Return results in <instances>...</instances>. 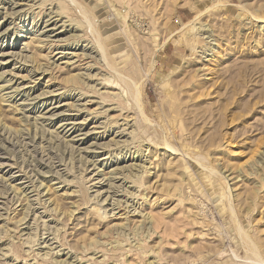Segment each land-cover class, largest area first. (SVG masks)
<instances>
[{
    "label": "rangeland",
    "instance_id": "obj_1",
    "mask_svg": "<svg viewBox=\"0 0 264 264\" xmlns=\"http://www.w3.org/2000/svg\"><path fill=\"white\" fill-rule=\"evenodd\" d=\"M44 1L0 0V264H264V0Z\"/></svg>",
    "mask_w": 264,
    "mask_h": 264
},
{
    "label": "bare ground",
    "instance_id": "obj_2",
    "mask_svg": "<svg viewBox=\"0 0 264 264\" xmlns=\"http://www.w3.org/2000/svg\"><path fill=\"white\" fill-rule=\"evenodd\" d=\"M48 1V0H47ZM47 1H44V2H47ZM77 1V0H76ZM42 2H43V0H42ZM51 2V1H50ZM48 3V2H47ZM55 3H57V2H55ZM54 3V4H55ZM62 3V2H61ZM58 5V4H57ZM69 5V4H68ZM35 6V5H34ZM59 6V5H58ZM61 6H63L62 4H61ZM84 9H85V6L83 7ZM87 8V7H86ZM63 10V9H62ZM86 11V10H85ZM60 12V11H59ZM85 14H87V13H85ZM57 15H58V13H57ZM69 15V14H68ZM63 17H66V16H63ZM87 17H88V15H87ZM62 19V18H61ZM60 19V20H61ZM59 20V21H60ZM87 21V20H86ZM54 22V21H53ZM88 22V21H87ZM77 23H79V22H77ZM92 22H90V24H91ZM80 25V24H79ZM85 25V24H84ZM83 24H82V26H84ZM78 26V25H77ZM87 26V25H86ZM86 26H84V27H86ZM87 28V27H86ZM199 28V27H198ZM85 29V28H84ZM91 29H92V26H91ZM209 29V28H208ZM83 30V29H82ZM203 31V30H202ZM205 31V30H204ZM82 32V31H81ZM206 32V31H205ZM208 32V31H207ZM206 32V33H207ZM18 33V32H17ZM1 34V33H0ZM20 36H22L21 35V32L17 35V37H20ZM76 36H78V35H76ZM80 36H78V38H79ZM75 38V37H74ZM85 38V37H84ZM87 38V37H86ZM167 38V37H166ZM90 39V38H89ZM40 40V39H39ZM76 40V39H75ZM95 41V40H94ZM76 43L78 44L79 42L78 41H76ZM29 44V43H28ZM27 44V45H28ZM47 44V43H46ZM51 44V43H50ZM104 45V44H103ZM105 46V45H104ZM26 47V46H25ZM101 47V46H100ZM108 47V46H107ZM80 48V47H79ZM3 49L4 48H1V50L3 51ZM104 50H106V48H104ZM8 51V50H7ZM15 54L16 55V53H14L13 51L12 52H10V51H8V52H2L1 53V55L2 56H5V55H7V54ZM103 53V52H102ZM19 55V54H18ZM33 56V55H32ZM76 56V55H75ZM108 56V55H107ZM106 56V57H107ZM104 57V56H103ZM80 59V58H79ZM27 61H31L30 59H27V58H25V60H24V66L23 67H21V69H25V66H26V62ZM101 61V60H100ZM112 61V60H111ZM1 63H3V62H1ZM48 63V62H47ZM4 64V63H3ZM58 64V63H57ZM43 65V66H42ZM44 65L45 64H37V66L35 67V68H33L34 66H32L31 67V69H28L29 71H31L32 69L34 70V71H37V70H39V69H42V71L45 73V71L47 70V68L46 69H44L43 67H44ZM93 66V65H92ZM125 69V68H124ZM27 70V69H26ZM118 71V70H117ZM120 71H123V70H120ZM125 71V70H124ZM124 71L123 72H121V73H124ZM127 72V71H126ZM134 72V71H133ZM120 73V74H121ZM132 73V72H131ZM50 74V73H49ZM127 74L129 75L130 73H128L127 72ZM105 75V74H104ZM1 76H3V74H1L0 75V77ZM16 76V75H15ZM72 76V75H71ZM73 76L74 77H78L77 79L79 80L78 81V83L79 82H81L82 81V83L83 82H85V80L88 78V75H86L85 73H83V72H79V73H76V74H73ZM121 76V75H120ZM36 77V76H35ZM130 77V76H129ZM29 78V77H28ZM69 78H70V76H69ZM122 78V77H121ZM131 78H133L132 76H131ZM30 79V78H29ZM28 79V80H29ZM11 80L13 81V79L12 78H10V79H8V80H6V81H8V82H11ZM69 80V79H68ZM117 80V79H116ZM134 80V79H133ZM16 82V81H15ZM54 82V81H53ZM125 82V81H124ZM130 82V81H129ZM127 83V85L129 84L130 85V83ZM28 83V82H27ZM136 83V82H135ZM19 84V83H18ZM72 85L70 86V87H73V89H78L79 90V93H80V96H79V98H78V100L79 99H82V97H83V99H85L89 94H88V90H87V88H86V90H84L85 88H83L82 86V84L80 83V84H77L76 85V83H71ZM137 84V83H136ZM134 85V84H133ZM88 86V85H87ZM135 86V85H134ZM133 86V87H134ZM138 86H140V85H138ZM137 86V88L135 87L134 89H136L135 91H137V93H136V98L138 99V95L140 94L141 95V93H140V91H141V89H139V88H142V86L141 87H138ZM131 87H132V85L129 87L130 89H131ZM0 88H3V85L1 86L0 85ZM68 88V87H67ZM119 89V88H118ZM133 89V90H134ZM15 90H18V86L17 87H15ZM67 90H72L71 88L69 89H67ZM90 90V89H89ZM47 93H50V94H52V91L50 92V91H47V90H45V91H42L39 95L37 94V95H35V96H32L31 97V99H34V98H38V97H40V96H42V95H44V94H47ZM78 93V92H77ZM76 93V94H77ZM130 93H131V91H130ZM92 94V93H91ZM135 94V93H134ZM29 95H30V93H29ZM79 95V94H78ZM131 95H133V93L131 94ZM2 96V98H4V96L3 95H1ZM12 97V96H11ZM29 99V98H28ZM140 99V98H139ZM35 100V99H34ZM138 101V100H137ZM138 102H140V100L138 101ZM137 102V103H138ZM21 104V103H20ZM31 103H27V102H25V103H22L21 105H24L25 106V108H26V106L28 107L29 105H30ZM71 104V103H70ZM66 105H68V104H66ZM75 106H76V110H78V111H81V112H83L84 111V109H85V107H86V105L83 107L81 104L80 105H77V103L76 104H74ZM38 106H39V104L38 103H34L33 104V106H32V109H35V108H38ZM141 108V107H140ZM16 109L18 110V109H22V108H20V107H16ZM87 111V110H86ZM100 112H102V111H100ZM103 113V112H102ZM175 113V112H174ZM89 114H90V112H89ZM53 115V114H52ZM107 115V114H106ZM39 116V115H38ZM22 121L24 120V121H28L27 123H26V125H25V127H24V129H22L21 130V133H20V135H28L29 134V137H31V139L30 140H32V141H34V138H36V136H37V134H39L38 135V139H40L39 140V143L38 144H40V145H42V147H43V142H44V136H45V134H46V129L43 127V125L41 124V126H39V122H38V118H40V117H36V116H33V118H30L29 117V115H26L25 114V112L23 113V115H22ZM31 119H33V121L31 122ZM76 119H78V116L76 117ZM40 123H42V122H40ZM70 123H72V122H70ZM109 123V122H108ZM5 124V123H4ZM79 124V126H77ZM84 124V121H77L76 122V124H72V127H75V125L79 128L81 125H83ZM30 125H34V127L32 126V127H30ZM130 125V124H129ZM131 126V125H130ZM76 127V128H77ZM22 128H23V126H22ZM34 128V133H33V129ZM134 128V127H133ZM17 129V128H16ZM30 129H31V131H30ZM19 130V129H18ZM17 131V130H16ZM20 131V130H19ZM125 131V130H124ZM49 133H51L50 134V136L48 137L49 139L48 140H51V138H54V137H58V134H55V135H53L54 133H52V131H48ZM69 132V131H68ZM48 133V134H49ZM130 133V132H129ZM28 137V136H27ZM166 137V136H165ZM135 141V140H134ZM133 141V142H134ZM59 142V141H58ZM116 142H117V140H116ZM116 144H118V143H116ZM124 144V143H123ZM139 144V143H138ZM165 144V143H164ZM167 144H169V143H166V145ZM142 145V144H141ZM33 146H34V144H33ZM32 146V147H33ZM119 146L120 145H118V148H119ZM137 146V145H136ZM169 146H171V145H169ZM38 150V149H37ZM52 150V149H51ZM34 151V150H33ZM45 151V150H44ZM35 157V156H34ZM263 158H264V156H263ZM35 160V159H34ZM3 165H5L4 163H2V162H0V166H3ZM11 165V164H10ZM138 164H136L135 162L134 163H132L130 166H131V168H129V167H127V166H125L126 168H128V170H129V174H123V172H116V174H119V176H120V174H122L123 175V177H120V178H124L125 176H130V175H134V176H136L137 174L136 173H133V169L135 170V168H134V166H137ZM139 166H141L142 167V165L141 164H139ZM118 167V166H117ZM116 167V168H117ZM125 168V169H126ZM122 168L120 167V170H121ZM137 169V168H136ZM117 170H118V168H117ZM213 170H215L214 168H213ZM123 171V170H122ZM126 171V170H125ZM138 171V170H137ZM216 171V170H215ZM241 174V173H240ZM139 175V174H138ZM2 178L4 179V177L2 176ZM113 178H116V177H113ZM125 178H127V177H125ZM128 178H130V177H128ZM192 178H194V177H192ZM196 180V179H195ZM85 181V180H84ZM100 182V181H99ZM43 183V182H42ZM114 183V182H113ZM113 183H109L110 184V186H113ZM49 186V185H48ZM47 186V187H48ZM14 187V186H13ZM115 187V186H114ZM117 187V186H116ZM15 188V191H19L21 188H20V186H18V187H14ZM48 188H51V186H49ZM111 188V187H110ZM24 191V190H23ZM22 191V192H23ZM119 191V190H118ZM116 192V191H115ZM23 194V193H22ZM39 194H41V192L40 193H38V195ZM230 194V193H229ZM38 197V196H37ZM113 197V196H112ZM20 198V197H19ZM24 199H28L29 197L26 195V196H24L23 197ZM22 198V200H24ZM36 199V198H35ZM107 199V198H106ZM112 199V198H111ZM110 199V200H111ZM113 199H115V198H113ZM226 199V198H225ZM101 200V199H100ZM38 201H39V203H42V200H41V197L39 196V198H38ZM118 201V200H117ZM116 201V202H117ZM226 201V200H225ZM27 203V202H26ZM44 203H45V201H44ZM113 203H115V201L113 202ZM11 204V203H10ZM99 204V203H98ZM117 204H120V203H118L117 202ZM116 204V205H117ZM26 205V204H25ZM24 205V206H25ZM32 205V203L31 202H29V204H27V207L25 206V210H24V215L19 219V221H23L28 215H29V207ZM121 205H123V204H121ZM44 206V205H43ZM48 207V206H47ZM103 207L104 206H99V210L102 212H100V214H102L103 215V217H107L108 216V212L105 210L106 208H104L103 209ZM48 210H50L51 208H47ZM103 209V210H102ZM32 210V209H31ZM48 210H47V212H48ZM52 210H58L57 208H56V206H53V208H52ZM230 210V209H229ZM14 211V210H13ZM35 213V212H34ZM113 213V212H112ZM1 214V213H0ZM49 215V214H48ZM145 215V214H144ZM143 215V216H144ZM114 216V215H113ZM146 217V216H145ZM38 217H37V213H36V215H35V219H37ZM60 218V217H59ZM43 220V219H42ZM18 221V222H19ZM45 221V220H44ZM36 222V221H35ZM56 222V221H55ZM45 223V222H44ZM28 225V224H27ZM35 225V224H34ZM55 228V227H54ZM23 230V229H22ZM34 232V231H33ZM23 237V236H22ZM30 238V237H29ZM33 239V238H32ZM27 240V239H26ZM33 241V240H32ZM36 242V241H35ZM58 242V241H57ZM252 242V241H251ZM255 246V245H254ZM88 249V248H87ZM251 251V250H250ZM45 253V252H44ZM258 254V253H257ZM259 256V255H258ZM84 257H85V255H84ZM34 264V263H33Z\"/></svg>",
    "mask_w": 264,
    "mask_h": 264
}]
</instances>
